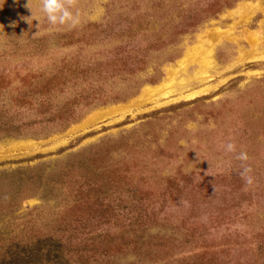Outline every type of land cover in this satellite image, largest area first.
<instances>
[{
	"label": "rangeland",
	"instance_id": "obj_1",
	"mask_svg": "<svg viewBox=\"0 0 264 264\" xmlns=\"http://www.w3.org/2000/svg\"><path fill=\"white\" fill-rule=\"evenodd\" d=\"M73 4L0 0V264H264V0Z\"/></svg>",
	"mask_w": 264,
	"mask_h": 264
},
{
	"label": "clouds",
	"instance_id": "obj_2",
	"mask_svg": "<svg viewBox=\"0 0 264 264\" xmlns=\"http://www.w3.org/2000/svg\"><path fill=\"white\" fill-rule=\"evenodd\" d=\"M41 11L53 27L59 25L75 28L81 23V13L79 9L75 8L73 0H41ZM222 148L227 153H237V145L234 142H227L222 145ZM235 159L242 162V171L239 172V175L245 185L252 186L254 184V177L250 174L252 169L243 163L248 159L246 152L239 151L235 155Z\"/></svg>",
	"mask_w": 264,
	"mask_h": 264
},
{
	"label": "bare ground",
	"instance_id": "obj_3",
	"mask_svg": "<svg viewBox=\"0 0 264 264\" xmlns=\"http://www.w3.org/2000/svg\"><path fill=\"white\" fill-rule=\"evenodd\" d=\"M219 36V35H218ZM192 52V51H191ZM255 57V56H254ZM211 58V57H210ZM202 59V58H201ZM208 60H209V58H208ZM208 60H206V59H203L202 61H200L199 63H201V66H204V65H208L209 64V62H208ZM211 65V64H210ZM207 67V66H206ZM205 67V69H207ZM201 69V68H200ZM205 71V70H204ZM200 79V78H199ZM173 80V79H172ZM204 91V90H203ZM145 93H147V95H149L148 97H150L151 95H154L155 93H156V89H154V88H147L146 89V91H145ZM187 96V95H186Z\"/></svg>",
	"mask_w": 264,
	"mask_h": 264
}]
</instances>
